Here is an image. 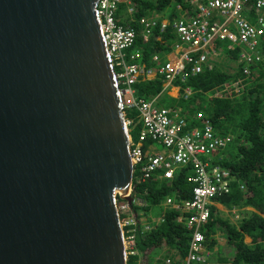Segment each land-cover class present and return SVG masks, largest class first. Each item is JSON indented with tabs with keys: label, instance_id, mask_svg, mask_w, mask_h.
I'll return each instance as SVG.
<instances>
[{
	"label": "water",
	"instance_id": "obj_1",
	"mask_svg": "<svg viewBox=\"0 0 264 264\" xmlns=\"http://www.w3.org/2000/svg\"><path fill=\"white\" fill-rule=\"evenodd\" d=\"M98 2L0 0V264H127L133 167Z\"/></svg>",
	"mask_w": 264,
	"mask_h": 264
},
{
	"label": "trees",
	"instance_id": "obj_2",
	"mask_svg": "<svg viewBox=\"0 0 264 264\" xmlns=\"http://www.w3.org/2000/svg\"><path fill=\"white\" fill-rule=\"evenodd\" d=\"M183 14L190 15V7L184 0H129V4L119 6L116 14L119 24L137 35L126 53V61L156 74L154 79L138 83L136 94L145 100L157 98L158 106L179 111L191 126L202 127L207 121L215 134L231 137L227 149L217 155L216 163L236 181L227 195L215 199L218 205L209 207L208 221L201 230L207 249L212 251L216 247L209 264H264V65L250 67L251 75L244 76L238 73L239 68L230 65L228 56L211 70L187 75L182 87L190 90L186 99L170 97L168 90L163 89L159 70L174 56L180 40L171 27L160 32L158 21L166 18L172 23ZM149 17H158V21L144 42L140 23ZM249 20L254 22L252 18ZM218 47L232 61L236 60L238 48L231 50L226 43ZM261 49L264 55V38ZM238 80L242 81V88L235 90L233 86ZM163 94L166 102L160 100ZM127 118L133 120L130 135L135 139L140 130L136 113L128 112ZM191 173L190 169H182L171 181L159 175L145 182L134 179L132 197L145 206L130 207L135 214L138 255L130 257L127 264H163L167 258L180 264L185 259L191 233L185 221L178 218L187 214L165 207L164 203L168 198L176 202L191 199L192 185L188 181ZM123 202L117 198V204ZM223 210L228 215L236 214L237 223L224 217ZM158 218L160 221H152ZM143 219L151 225L148 230H144ZM216 235L224 237L223 246L217 244ZM245 238L250 239V244L245 243Z\"/></svg>",
	"mask_w": 264,
	"mask_h": 264
},
{
	"label": "built area",
	"instance_id": "obj_3",
	"mask_svg": "<svg viewBox=\"0 0 264 264\" xmlns=\"http://www.w3.org/2000/svg\"><path fill=\"white\" fill-rule=\"evenodd\" d=\"M184 2L190 7V15L183 14L172 23L166 18L158 21V17H149L140 23L144 42L150 38L157 21L160 32L171 27L180 40L174 56L168 58L159 70L163 89L168 90V95L170 89L175 88L176 97L186 99L190 90L182 87L186 83L187 75L194 76L205 69L211 70L224 63L228 56L230 65L235 69L239 68L238 73L244 76L251 75L250 67L264 65L261 49L264 38V0ZM125 3L129 4V0H99L96 7L108 60L115 72L122 97L123 117L128 129L129 154L133 167L132 183L126 192L117 194L116 203L120 196H132L134 179L145 182L159 175L160 178L171 181L178 171L190 169L192 173L188 181L192 185L191 199L176 202L168 198L164 206L187 214L186 217L178 218V221H185L191 233L188 253L180 264H209L214 250L207 249L201 230L208 221L209 207L218 205L215 204V199L227 195L236 181L216 163L217 155L227 149L231 137L218 136L207 121L202 127L191 126L179 111L158 106L157 98L145 100L137 96L138 83L152 80L156 74L142 65L126 61V53L133 47L137 35L134 30L118 22V8ZM176 8L182 9L180 6ZM251 18L254 22H250ZM225 43L231 50L238 48L235 61L218 47ZM241 82L238 80L234 84L235 90L242 88ZM128 112L136 113V121L140 125L135 139L130 135L133 120L126 119ZM240 189L243 187L240 186ZM132 205L145 206L138 198H133ZM130 207L126 201L117 204L127 260L138 255L136 220ZM144 219V230H148L151 225ZM152 221L158 222L160 218ZM163 264L173 262L167 258Z\"/></svg>",
	"mask_w": 264,
	"mask_h": 264
},
{
	"label": "rangeland",
	"instance_id": "obj_4",
	"mask_svg": "<svg viewBox=\"0 0 264 264\" xmlns=\"http://www.w3.org/2000/svg\"><path fill=\"white\" fill-rule=\"evenodd\" d=\"M171 95H172V94H171ZM173 95L176 96L175 94H173ZM161 99H164V101L166 102V94H163V95L161 96L160 100H161ZM223 212H224V213H223V214H224V215H223L224 217L228 218L230 221H232V222L235 223V224L237 223V220H236V218H235V215H236V214H233V213H232L231 215H228V212L225 211V210H223ZM218 238H219L220 240L222 239L220 236H218ZM249 242H250V240H248V239L245 238V243H249ZM213 250H214V253H215V252H216V247H215ZM214 253H213V254H214Z\"/></svg>",
	"mask_w": 264,
	"mask_h": 264
},
{
	"label": "crops",
	"instance_id": "obj_5",
	"mask_svg": "<svg viewBox=\"0 0 264 264\" xmlns=\"http://www.w3.org/2000/svg\"><path fill=\"white\" fill-rule=\"evenodd\" d=\"M172 94V95H171ZM173 94H175L176 95V90H175V88H172V89H170V91H169V96L170 97H172V98H176V96H174ZM220 209L221 208H223L222 206L221 207H219ZM248 210H251V209H248ZM216 240H217V244L219 245V246H223L224 244H225V239H224V237L220 240L219 238H218V235H216Z\"/></svg>",
	"mask_w": 264,
	"mask_h": 264
},
{
	"label": "clouds",
	"instance_id": "obj_6",
	"mask_svg": "<svg viewBox=\"0 0 264 264\" xmlns=\"http://www.w3.org/2000/svg\"><path fill=\"white\" fill-rule=\"evenodd\" d=\"M246 238H248V237H246ZM250 240V239H249ZM247 244H250V242L249 243H247Z\"/></svg>",
	"mask_w": 264,
	"mask_h": 264
}]
</instances>
